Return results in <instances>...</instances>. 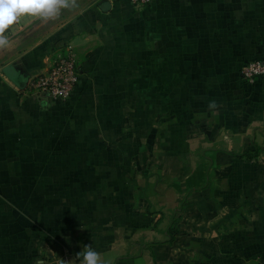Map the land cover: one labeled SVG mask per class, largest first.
<instances>
[{
  "label": "crops",
  "instance_id": "obj_1",
  "mask_svg": "<svg viewBox=\"0 0 264 264\" xmlns=\"http://www.w3.org/2000/svg\"><path fill=\"white\" fill-rule=\"evenodd\" d=\"M0 48V264H264V0H69ZM68 44L65 101L26 91ZM25 80L19 87L6 74Z\"/></svg>",
  "mask_w": 264,
  "mask_h": 264
},
{
  "label": "built area",
  "instance_id": "obj_2",
  "mask_svg": "<svg viewBox=\"0 0 264 264\" xmlns=\"http://www.w3.org/2000/svg\"><path fill=\"white\" fill-rule=\"evenodd\" d=\"M153 0H129L135 9L150 5ZM241 79L248 84L264 77V57L245 63L240 68ZM79 80L77 57L68 45H61L54 50L47 65L37 75L27 79L26 91L35 96L65 102L74 92Z\"/></svg>",
  "mask_w": 264,
  "mask_h": 264
},
{
  "label": "clouds",
  "instance_id": "obj_3",
  "mask_svg": "<svg viewBox=\"0 0 264 264\" xmlns=\"http://www.w3.org/2000/svg\"><path fill=\"white\" fill-rule=\"evenodd\" d=\"M69 0H0V48L8 44V33L21 17L55 18ZM80 253L82 264H100L99 254L90 246Z\"/></svg>",
  "mask_w": 264,
  "mask_h": 264
},
{
  "label": "water",
  "instance_id": "obj_4",
  "mask_svg": "<svg viewBox=\"0 0 264 264\" xmlns=\"http://www.w3.org/2000/svg\"><path fill=\"white\" fill-rule=\"evenodd\" d=\"M6 74L12 81L18 84L19 87H23L25 85V80L17 72L12 70H6Z\"/></svg>",
  "mask_w": 264,
  "mask_h": 264
}]
</instances>
